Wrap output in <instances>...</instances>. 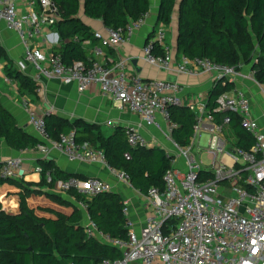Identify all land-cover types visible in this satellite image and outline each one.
Segmentation results:
<instances>
[{"label": "built area", "instance_id": "1", "mask_svg": "<svg viewBox=\"0 0 264 264\" xmlns=\"http://www.w3.org/2000/svg\"><path fill=\"white\" fill-rule=\"evenodd\" d=\"M18 2L0 0V22L19 36L24 60L40 74L59 78L64 84H75L79 92L95 86L102 97L118 101L130 112L138 114L144 126L160 129L161 119L166 123L163 136L173 148L172 166L163 175L164 191L151 188L143 196L147 212L140 229L135 230L127 217V202L122 209L128 228L126 238L101 232L89 218L83 225L87 237L111 245L121 253L119 259H104L96 264H264V132L253 116L249 97L241 90L232 89L217 98L214 108V111L238 116L240 126L253 138L248 149L228 145L223 130L230 124L229 115L225 113L216 121L200 98L186 102L196 113L193 140L206 126L212 128L206 145L198 147L197 156L192 143L180 147L171 137L175 124L168 106L183 103L176 82L131 76L122 59L110 67L95 60L63 64L60 55L46 53L34 41L41 36L55 35L51 27L58 15L51 0H27L22 10ZM147 14L129 22L124 29L105 27L103 32L95 31L94 38L102 46L117 47L140 28ZM165 37V27L161 24L143 48L142 58L147 64L173 74H212L215 80H231L236 75L233 68L206 58L189 60L183 57L182 62H173L164 43ZM155 42L164 48L163 55L152 53ZM248 76L254 79L252 73ZM29 123L42 140L35 146L40 160H46L49 150L54 149L70 162L99 163L106 166L120 183L133 189L127 174L107 165L101 149L77 145L73 132L51 138L45 120L33 112H30ZM124 130L130 146L150 147L135 126H127ZM199 152L204 153L207 162L202 160ZM178 159L183 160L185 171L176 166ZM22 163L20 157L6 159L0 164V177L14 179L22 170ZM33 171L41 175L43 167L36 164ZM50 175V171L45 172L48 183L51 182ZM112 189L107 180L87 176L58 181L53 192L69 197L87 214L86 201ZM70 191L82 199H75Z\"/></svg>", "mask_w": 264, "mask_h": 264}, {"label": "trees", "instance_id": "2", "mask_svg": "<svg viewBox=\"0 0 264 264\" xmlns=\"http://www.w3.org/2000/svg\"><path fill=\"white\" fill-rule=\"evenodd\" d=\"M51 2L58 13L53 27L59 36V45L53 46L51 52L60 55L65 65H71L74 61H88L83 42L97 40L93 31L79 18L81 12L87 18L101 20L105 27L124 29L129 22L141 19L150 10L149 0ZM159 2L158 23L170 26L174 12H177L175 47L178 54L189 60L206 58L213 63L229 66L236 72L242 65H248L254 79L264 84V0ZM152 53L160 56L165 50L155 42ZM0 59L10 61L1 45ZM5 75L15 79L20 91L35 93L38 88L35 79L13 66L5 67ZM233 88L232 80L216 79L207 93L205 104L216 121L225 113L230 116L229 126L237 138L234 146L248 149L253 138L240 126L238 116L231 112L214 111L217 98ZM168 111L175 124L171 137L180 147L189 145L195 134L196 113L189 109L186 102L169 105ZM45 124L53 139L73 132L77 145L101 149L107 165L127 174L132 188L142 196L151 188L164 191L163 175L171 168L172 157L163 148L130 146L123 127H117L111 134L105 135L97 124L80 120L69 122L56 115L46 117ZM2 140L17 151L37 143V139L20 128L9 111L0 104V144ZM40 165L43 167L40 185L48 190L39 192L18 183V212L4 210L0 199V264H96L104 259H119L121 253L117 248L84 234L82 209L70 203L68 197L53 192L58 181L71 177L84 179L85 176L67 174L48 159L41 160ZM46 171L51 174L49 183L45 180ZM6 183L15 184L12 178L0 177V186ZM69 194L77 200L82 199L73 191ZM55 202H59L58 205ZM86 204L88 218L98 230L115 238H126L128 228L122 212L124 202L116 192L100 194L86 201Z\"/></svg>", "mask_w": 264, "mask_h": 264}, {"label": "crops", "instance_id": "3", "mask_svg": "<svg viewBox=\"0 0 264 264\" xmlns=\"http://www.w3.org/2000/svg\"><path fill=\"white\" fill-rule=\"evenodd\" d=\"M26 1L19 0L18 5L21 10L24 9ZM149 2L150 10L140 28L119 46H102L97 40L84 41L83 47L87 52L88 61L82 62L89 63L95 60L110 67L122 59L125 61L126 71L131 76H136L143 80H169L168 78H174V82L180 88V97L183 102H187L193 98H200L205 103L207 93L215 81L214 75L201 72H197L196 74L167 73L162 69L147 64L142 58L143 48L149 36L157 26L161 25V23L157 22L158 3L154 6L151 0ZM79 18L93 33L95 31L103 32V28H105L101 20L87 18L82 12ZM164 27L166 31L164 43L171 53L173 62L180 63L182 62L183 56L176 52L175 47L177 12H174L170 26ZM51 30L55 32V35L49 38L41 36L34 40L36 46L46 53L51 52L53 46L59 45V36L56 29L51 27ZM0 45L5 49L10 58L9 62L0 59V104L9 111L20 128L37 139V143L42 142V140L29 123L30 112H33L37 117H42L44 120L50 115H56L69 122L80 120L97 124L101 127L105 135L111 134L117 127L125 128L127 126H135L139 133L150 143V147L157 146L163 148L167 154H173L172 146L163 136L166 123L162 119L160 129L144 126L138 114L130 112L118 101L102 97L96 92L95 86H90L85 91L79 92L75 84H64L59 78L43 76L31 64L24 60L23 45L19 36L8 29L2 22H0ZM134 61L135 64L133 63ZM6 66H13L18 71L35 79L38 84L36 92L28 93L26 91H20L15 79L8 78L5 75ZM250 73V67L248 65H242L241 69L231 79L234 83L233 90H241L249 97L253 116L257 119L262 132H264V87L255 79L249 77L248 75ZM211 129L210 126L202 129L196 135L195 140L192 139V146H195V144L200 148L205 146L211 134ZM223 135L228 145L234 147L237 138L233 128L231 126L225 127ZM36 144L33 147L20 151L14 150L6 145L4 140L0 144V164L6 159L16 157H20L23 161L22 170L14 178L15 184L9 185L6 183L0 186V199L3 201L2 207L4 210L8 207L9 212H18L19 208L16 203L19 194L18 183L39 192L48 190L46 187L40 185L41 175L33 171L36 164H40L41 161V155L35 149ZM46 157V160L48 159L52 162L56 168L72 176H98L107 180L112 185V191L116 192L124 203H128L127 217L132 222L133 228L135 230L140 229L145 213L147 212L145 209L146 205H141L139 202L140 198L144 199V197L135 189L128 190L110 173L106 166L99 163L70 162L62 153L54 149L49 150ZM6 211L8 212V210ZM87 220L88 215L84 214L81 224L84 225Z\"/></svg>", "mask_w": 264, "mask_h": 264}, {"label": "rangeland", "instance_id": "4", "mask_svg": "<svg viewBox=\"0 0 264 264\" xmlns=\"http://www.w3.org/2000/svg\"><path fill=\"white\" fill-rule=\"evenodd\" d=\"M151 3L155 6V5H157V0H151ZM200 146H201V144H199ZM203 146V145H202ZM198 147H197V145L195 144V146H194V153L198 156ZM200 153V152H199ZM201 154V157H202V160L203 161H205V162H207V159H206V156L204 155V153H200ZM176 166L181 170V171H185V168L183 167L184 166V163H183V160L182 159H178V164H176ZM126 187V186H125ZM127 188V187H126ZM128 190H131L130 188H127ZM62 195V194H61ZM41 196L43 197V194H41ZM64 198H67V196H65V195H62ZM44 197H46V196H44ZM70 203H72V201L71 200H68ZM48 202H50V201H48ZM140 204L141 205H145L146 204V202H145V200L143 199V198H140ZM56 204L55 205H58V203L59 202H55ZM69 203V204H70ZM72 204H74V203H72ZM58 207V206H57ZM6 210H8L9 211V208L7 207L6 208Z\"/></svg>", "mask_w": 264, "mask_h": 264}, {"label": "water", "instance_id": "5", "mask_svg": "<svg viewBox=\"0 0 264 264\" xmlns=\"http://www.w3.org/2000/svg\"><path fill=\"white\" fill-rule=\"evenodd\" d=\"M160 7V2H158V9ZM158 12L159 10H157V17H158ZM56 14L58 15V13L56 12ZM135 64V61L133 62ZM170 81H174V78H168Z\"/></svg>", "mask_w": 264, "mask_h": 264}]
</instances>
